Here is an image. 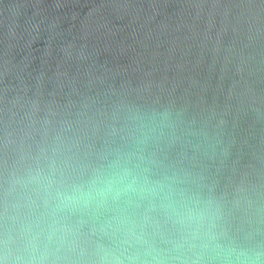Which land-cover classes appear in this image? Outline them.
Returning <instances> with one entry per match:
<instances>
[{
  "label": "water",
  "instance_id": "95a60500",
  "mask_svg": "<svg viewBox=\"0 0 264 264\" xmlns=\"http://www.w3.org/2000/svg\"><path fill=\"white\" fill-rule=\"evenodd\" d=\"M0 264H264V0H0Z\"/></svg>",
  "mask_w": 264,
  "mask_h": 264
}]
</instances>
